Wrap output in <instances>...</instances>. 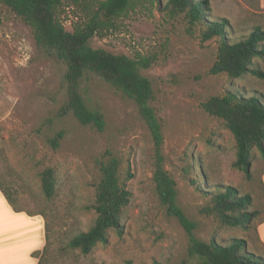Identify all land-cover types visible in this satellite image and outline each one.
<instances>
[{
	"label": "rangeland",
	"instance_id": "rangeland-1",
	"mask_svg": "<svg viewBox=\"0 0 264 264\" xmlns=\"http://www.w3.org/2000/svg\"><path fill=\"white\" fill-rule=\"evenodd\" d=\"M209 20H227L230 42L245 38L255 27L264 30V0H208ZM166 0H133L105 30L89 43L113 53L149 56L153 62L140 69L150 82V102L163 133L164 167L176 186V202L196 223L195 235L227 245L243 238L246 249L264 257L256 225L264 217L261 176L264 159L253 148L251 179L232 166L234 139L220 120L207 115L199 103L227 91L264 101V77L247 72L237 78L211 75L218 38L201 42L199 26L186 30L181 16L169 18ZM95 0H62L58 18L66 29L83 20ZM264 47V42L261 43ZM264 72V57L250 65ZM62 63L38 48L29 26L0 5V181L17 199V206L41 212L49 227V243L39 251L41 264H187L188 238L174 217L157 200L152 181L151 140L133 101L99 77L89 74L81 94L90 108L104 116L97 131L81 125L71 114L56 116L65 93ZM63 132L56 148L50 138ZM117 157L119 174L127 178L128 204L121 212V231H108L106 243L83 254L66 246L69 236L85 231L95 217L92 209L98 180L96 160ZM52 167L56 193L47 200L40 189V172ZM232 186L238 195L250 194L248 211L258 210L246 228L221 225L201 208L215 193Z\"/></svg>",
	"mask_w": 264,
	"mask_h": 264
},
{
	"label": "trees",
	"instance_id": "trees-1",
	"mask_svg": "<svg viewBox=\"0 0 264 264\" xmlns=\"http://www.w3.org/2000/svg\"><path fill=\"white\" fill-rule=\"evenodd\" d=\"M61 2L62 0H0V5L29 26L35 45L53 54L64 67L62 79L65 97L56 110V116L69 113L79 124L91 126L97 131L103 130V113L86 104L81 94V84L89 74L105 81L115 91L133 101L148 130L152 145L154 193L165 213L174 217L187 235V254L194 259L187 264H264L263 256L246 249L243 238H234L227 245L214 238H198L194 233L196 223L177 204L175 181L164 167L161 121L150 104L154 98L153 89L150 80L140 72V69L148 68L153 59L149 56L131 57L123 53H113L100 47H92L89 43L93 35L100 34L112 19L121 16L133 0H95V9L82 21L74 24L71 30L66 29L58 18ZM162 10L169 18L181 16L189 33L199 26L201 42L218 38L215 58L207 71L209 74H225L228 78H237L251 72L258 77H264L263 71L250 66L254 57H264V47L261 46L264 42V30L261 28L255 27L245 38L230 42L224 30L227 20L207 18L208 0H166ZM199 106L207 115L220 120L229 130L235 145L232 166L241 170L246 179H251L253 148L264 159V101L256 96L247 97L227 91L208 96ZM62 137V131L56 132L50 138L51 146L56 148ZM107 155L106 158L96 160L98 180L91 206L95 214L93 222L87 230L69 236L66 242L68 248L78 249L83 254L90 252L99 243H106L110 229L121 231V212L131 195L126 187L127 178L131 174L122 179L117 157L110 153ZM262 188L264 191L263 185ZM40 189L47 200L52 199L56 193V176L50 166L40 172ZM0 192L12 210L23 211L31 216H42L41 212H30L17 206L16 197L1 181ZM251 203L250 194L239 196L235 187L226 186L212 195L209 203L201 208V212L212 216L221 225L246 228L259 213L258 210L248 211L247 207ZM263 220L264 217L261 221ZM44 239L45 244L41 249L43 252L49 243V227L46 222ZM39 251L31 253L38 259L37 264H41ZM125 264L131 262L126 261Z\"/></svg>",
	"mask_w": 264,
	"mask_h": 264
},
{
	"label": "crops",
	"instance_id": "crops-1",
	"mask_svg": "<svg viewBox=\"0 0 264 264\" xmlns=\"http://www.w3.org/2000/svg\"><path fill=\"white\" fill-rule=\"evenodd\" d=\"M264 187V173L261 176ZM260 244H264V220L256 225ZM45 244L44 223L39 215L14 211L0 192V264H37L32 252Z\"/></svg>",
	"mask_w": 264,
	"mask_h": 264
}]
</instances>
